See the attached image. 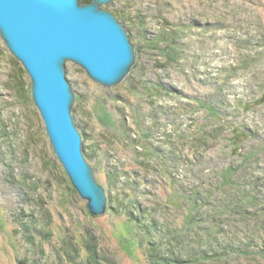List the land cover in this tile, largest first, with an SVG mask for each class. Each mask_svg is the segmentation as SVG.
<instances>
[{
  "label": "rangeland",
  "instance_id": "rangeland-1",
  "mask_svg": "<svg viewBox=\"0 0 264 264\" xmlns=\"http://www.w3.org/2000/svg\"><path fill=\"white\" fill-rule=\"evenodd\" d=\"M102 7L135 46L130 73L107 86L65 65L85 156L111 197L102 214L74 187L0 34V264H90L92 251L98 264H264V0ZM163 32L174 58L154 42Z\"/></svg>",
  "mask_w": 264,
  "mask_h": 264
},
{
  "label": "water",
  "instance_id": "water-1",
  "mask_svg": "<svg viewBox=\"0 0 264 264\" xmlns=\"http://www.w3.org/2000/svg\"><path fill=\"white\" fill-rule=\"evenodd\" d=\"M112 1L0 0L1 37L30 75L55 152L93 214L106 211L108 198L84 153L65 65L71 60L107 86L130 73L136 50L124 24L102 7Z\"/></svg>",
  "mask_w": 264,
  "mask_h": 264
},
{
  "label": "trees",
  "instance_id": "trees-1",
  "mask_svg": "<svg viewBox=\"0 0 264 264\" xmlns=\"http://www.w3.org/2000/svg\"><path fill=\"white\" fill-rule=\"evenodd\" d=\"M92 0H82V2H84V3H88V2H91ZM115 13L114 14H116L117 16L119 15L118 14V12H116V11H114ZM165 33L163 32L160 36H158L155 40H154V42H157L158 44L160 43L161 44V46L163 45V47H162V49L164 50V52H166V54L168 55V57L169 58H174V54H172L173 52H174V45H173V41H174V38L172 39V37L170 36V37H165ZM153 39V38H152ZM169 39V41H167ZM161 49V50H162ZM86 134V133H85ZM85 134H83V136H85ZM216 136L215 134H213L211 131L209 132V134H208V132H207V134H204V136H201V139L203 140L206 136ZM204 144L205 145H207V142H204ZM111 200V197H110V195H108V201H110ZM133 205L134 206H136V204L135 203H133ZM128 209L130 210V213L131 214H134L133 213V209H131L130 208V206L128 205ZM249 245H250V242L248 243ZM95 245L93 244L92 245V247L91 248H93V249H96L97 247L95 246ZM92 259H93V261L92 262H95V263H92L91 261H89L90 262V264H98V257H97V255H95V252H93L92 251ZM176 261H179V260H176Z\"/></svg>",
  "mask_w": 264,
  "mask_h": 264
},
{
  "label": "bare ground",
  "instance_id": "bare-ground-1",
  "mask_svg": "<svg viewBox=\"0 0 264 264\" xmlns=\"http://www.w3.org/2000/svg\"><path fill=\"white\" fill-rule=\"evenodd\" d=\"M87 158V157H86ZM89 161V160H88Z\"/></svg>",
  "mask_w": 264,
  "mask_h": 264
}]
</instances>
